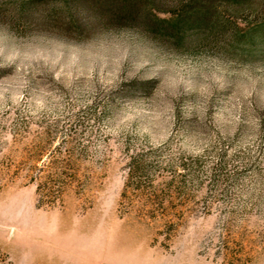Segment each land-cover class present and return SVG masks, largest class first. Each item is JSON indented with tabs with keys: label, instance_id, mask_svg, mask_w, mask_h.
<instances>
[{
	"label": "rangeland",
	"instance_id": "1",
	"mask_svg": "<svg viewBox=\"0 0 264 264\" xmlns=\"http://www.w3.org/2000/svg\"><path fill=\"white\" fill-rule=\"evenodd\" d=\"M121 1L0 0V264H264V0Z\"/></svg>",
	"mask_w": 264,
	"mask_h": 264
},
{
	"label": "trees",
	"instance_id": "2",
	"mask_svg": "<svg viewBox=\"0 0 264 264\" xmlns=\"http://www.w3.org/2000/svg\"><path fill=\"white\" fill-rule=\"evenodd\" d=\"M100 3L102 2H109L110 0H99ZM188 1H194V0H188ZM140 0H122L120 3V8H122L121 10H123L127 15H132L136 12V6L139 5ZM107 4V3H106ZM184 8H182L183 10ZM174 14V13H172ZM154 17H156L158 20L164 21L166 18H164L163 16H159L154 14ZM131 164H135V166H138V164H136V160H132Z\"/></svg>",
	"mask_w": 264,
	"mask_h": 264
}]
</instances>
